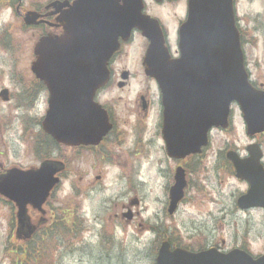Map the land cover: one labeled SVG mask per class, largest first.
<instances>
[{"label": "water", "instance_id": "water-1", "mask_svg": "<svg viewBox=\"0 0 264 264\" xmlns=\"http://www.w3.org/2000/svg\"><path fill=\"white\" fill-rule=\"evenodd\" d=\"M142 8V0H77L64 34L37 43L33 72L52 91L44 129L56 141L94 145L109 130L106 111L94 95L107 82L106 64L119 47L118 38L126 40L133 28L149 41L143 64L161 92V133L169 156L199 153L208 144L211 128L228 126L232 102L241 110L247 134L264 129V92L248 82L232 0H188L187 19L179 28V58L170 57L158 21L143 14ZM108 10L114 12L112 17L105 16ZM110 26L114 33L107 35ZM229 157L236 176L250 184L238 199L240 208H264L258 160L244 163ZM55 168L46 163L37 171L13 169L0 179V192L16 203L19 224L26 223L28 231L25 207L30 203L40 208L55 182ZM183 175L177 168L169 191V214L184 196ZM125 216L131 219L130 212ZM155 264H264V253L254 258L238 248L192 252L162 241Z\"/></svg>", "mask_w": 264, "mask_h": 264}, {"label": "rangeland", "instance_id": "rangeland-1", "mask_svg": "<svg viewBox=\"0 0 264 264\" xmlns=\"http://www.w3.org/2000/svg\"><path fill=\"white\" fill-rule=\"evenodd\" d=\"M144 2L145 10L166 27L171 49H175L177 23L184 15V0L160 6L153 0ZM248 52L252 55L251 72L264 75L261 55L264 40L258 38ZM136 55L131 53L130 58ZM257 57L259 62H256ZM124 60L120 56L118 62L122 65ZM120 95L126 98L124 93ZM118 108H123L122 101ZM238 112L234 109L235 115ZM154 115L142 135H127L125 144L116 148L118 164L115 166L104 165L97 172L90 166L92 158L87 159L86 154L72 157V150H69L70 181L53 200V207L59 210L55 214L61 215L68 204L74 225H70L68 235L56 233L41 242L38 257L30 264H37L38 259V264L42 260L45 262L41 264H154L157 248L164 239L192 250L246 248L253 256L264 252V212L258 209L240 211L235 203L240 192L245 190V184L224 173L221 160L208 162L218 149L233 145L241 148L250 142L241 118L235 116L232 130L210 133L205 158L186 161V165L194 169L191 185L186 200L169 216L164 210L166 186L176 162L166 157L158 116ZM20 136L3 135L0 151L5 152H0V162L7 166L30 165L32 158L23 152L25 145ZM98 174H101L100 180L95 179ZM89 180L94 182L93 186H88ZM127 186L132 189L125 199ZM132 197L138 201V205L132 207L134 218L128 221L118 216L114 220L113 206L118 205L116 212L119 214L120 204ZM11 212L13 209L11 211L7 203L0 202V264H15V259L19 258L16 254L21 245L10 229ZM56 235H60L59 238Z\"/></svg>", "mask_w": 264, "mask_h": 264}, {"label": "flooded vegetation", "instance_id": "flooded-vegetation-1", "mask_svg": "<svg viewBox=\"0 0 264 264\" xmlns=\"http://www.w3.org/2000/svg\"><path fill=\"white\" fill-rule=\"evenodd\" d=\"M75 1L77 0H0V140L3 141L4 134H20V140L25 145L23 152L28 153L32 158V162L27 166L24 163L7 166L0 162V179L12 169L37 171L43 164L57 163L55 173H53V178L57 179V184L51 189L41 208H35L31 204L26 206L28 225L33 226L29 232L25 227L26 223H18L14 203L0 193V202L7 203L11 211L13 209L10 229L14 236L15 231L18 235L16 237L21 247L17 250L22 248L23 252V250H27V245H30L35 249V255L32 253L35 258L38 257V248H40L41 242L46 241L50 236L54 237L58 231L68 235L70 224L68 204L64 206L66 210H64V207L61 210V215L60 213L55 214V211L58 212L59 210H54L53 200L63 191L64 184L70 181V154L72 153V157L77 155L83 157L86 154L87 159L92 158L91 168L99 172L98 168L101 166H115V164H118V157L116 156L118 150L116 148L125 144L127 135H142L151 121V116L156 114L159 125L162 127L161 93L155 81L146 76L143 65L148 41L141 36L137 29H133L127 40L118 39L119 47L107 61V82L96 92L94 97L95 101L106 111L110 126L101 141L97 145L81 144L71 148L69 145L59 143L44 130V121L52 91L49 89L48 84L40 80L33 72V64L36 61L35 47L44 37H60L64 34L65 25L69 27ZM173 1L164 0L160 3L154 1V3L160 6ZM187 1L184 0V15L178 20L176 35L180 26L186 20ZM119 3L121 4V1ZM232 4L235 27L239 36L243 53V65L248 80L254 88L264 91V75L251 72L252 59L250 57L252 55L248 52L249 46L257 42L258 38L264 40V0H232ZM143 13L155 17L145 10L144 1ZM106 15L112 17L114 12L112 10L105 11ZM161 28L165 45L171 57L178 58V36L176 48L171 49L166 27L162 23ZM114 29L110 26L106 34L112 35ZM131 53H136V57L130 58ZM261 55L264 57V53ZM120 56L125 59V63L122 65L118 62ZM256 62H259V57L256 58ZM51 85L54 86V83L52 82ZM120 93H124L126 98H123ZM121 101L123 108L119 109L118 106ZM231 107L237 109V105L234 103ZM235 116L241 118L244 123L242 115L239 112L235 115L234 110L231 109L228 118L229 127L226 130L217 128L214 130L229 131L234 129ZM261 126H263V123H259L257 128H261ZM259 130L258 133L249 137L250 142L244 147L227 146L224 149H218L214 158L208 159L209 163H212L214 159L217 163L221 160L222 167H224L222 168L223 172L245 184V190L240 192L235 203L240 211L258 209L264 212V208L246 210L240 208L238 199L248 192L250 184L246 179L236 177V168L229 157V155H232L244 163L258 160L260 164L258 172L260 180L264 184V129ZM244 131L246 133L245 124ZM70 149L72 150L71 153H69ZM4 152L5 150L1 153ZM128 152L130 154V150ZM205 156V149L198 154L189 155L183 159H174L166 155V157L176 162L171 181L166 186L167 204L164 209L166 214L169 203L168 192L174 182L176 169H181L187 184L185 197L181 201L183 203L186 200L194 172V169L186 165V161L190 159L201 160ZM95 179L100 180L101 174H98ZM93 183L89 180L88 186H93ZM131 189L128 186L126 187L125 199H127ZM133 202L138 201L132 197L127 203L122 202L119 214L116 212L118 205L115 204L113 206L115 211L111 214L114 220L118 216L120 219H124V213L132 209ZM113 207L110 206L109 208ZM136 213L138 212L136 211ZM111 215L109 218H111ZM44 262L41 261V263Z\"/></svg>", "mask_w": 264, "mask_h": 264}, {"label": "trees", "instance_id": "trees-1", "mask_svg": "<svg viewBox=\"0 0 264 264\" xmlns=\"http://www.w3.org/2000/svg\"><path fill=\"white\" fill-rule=\"evenodd\" d=\"M26 248H27V250H25V251L23 250L22 254H23L24 258H25V264H30L31 263V259L32 260L35 259V257L32 254V253H34V255H35V252H34L35 249H33L30 245H27ZM20 250H22V248ZM38 263H39V261L37 262V264Z\"/></svg>", "mask_w": 264, "mask_h": 264}, {"label": "bare ground", "instance_id": "bare-ground-1", "mask_svg": "<svg viewBox=\"0 0 264 264\" xmlns=\"http://www.w3.org/2000/svg\"><path fill=\"white\" fill-rule=\"evenodd\" d=\"M98 218V217H97Z\"/></svg>", "mask_w": 264, "mask_h": 264}]
</instances>
